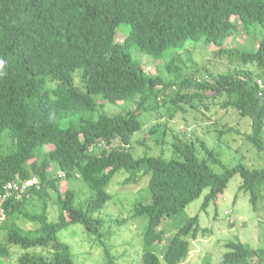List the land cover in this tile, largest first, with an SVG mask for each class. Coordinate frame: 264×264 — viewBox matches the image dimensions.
Segmentation results:
<instances>
[{
    "label": "trees",
    "instance_id": "16d2710c",
    "mask_svg": "<svg viewBox=\"0 0 264 264\" xmlns=\"http://www.w3.org/2000/svg\"><path fill=\"white\" fill-rule=\"evenodd\" d=\"M118 30L122 41H116ZM238 30L245 36L257 31L262 39L253 50L227 47ZM198 44L216 48L233 70L213 74L193 64L188 69L187 45ZM133 49L146 55L157 73L146 72L133 59ZM257 80L264 85V0H0V135L6 132L11 142L10 151L0 153V188L37 179L2 204L0 264H10L12 247L21 252L15 264H74L57 234L79 224L100 242L104 221L94 214L110 200L106 188L121 172L129 174L124 182L148 176L149 199L132 213L146 218L140 264H182L192 242L208 231L201 230L198 215L187 217L185 208L202 196L200 211L212 204L216 216L235 176L237 194H246L252 211H259L264 167L249 169L240 161L223 166L190 129L176 135L168 128L177 113L208 110L206 101L218 98L222 109L250 120L244 140L264 161V87ZM106 104L121 111L109 116L103 112ZM161 108L166 121L147 133L154 138L169 132L171 156L135 158L131 141L142 129L138 117ZM216 132L221 139L230 129ZM134 143L146 146L142 138ZM155 144L166 143L155 139ZM101 146L109 152H92ZM217 165L222 171H215ZM73 178L93 193L78 206L72 190H59L60 182ZM49 190L56 195L54 222L46 213ZM38 202L42 207L36 211L31 205ZM167 221L173 228H160ZM18 222L34 227L23 232ZM223 246L218 264H264V247L253 249L239 240ZM103 257L104 264H116L110 247H104ZM200 264L211 262L204 258Z\"/></svg>",
    "mask_w": 264,
    "mask_h": 264
},
{
    "label": "rangeland",
    "instance_id": "374dc122",
    "mask_svg": "<svg viewBox=\"0 0 264 264\" xmlns=\"http://www.w3.org/2000/svg\"><path fill=\"white\" fill-rule=\"evenodd\" d=\"M233 22L236 23L235 20ZM123 38V32L118 30L116 41H122ZM261 39L262 37L257 31H251L248 36H245L243 32L238 30L226 45L231 48L253 50ZM250 43H253L252 47ZM187 49L192 61V63H186L188 69L193 64V67L196 66L199 69L207 67L213 74H223L232 71L234 68V65H228L224 56L219 58L216 48L212 46L187 45ZM132 56L134 60H138L142 64L146 72L149 74L157 73V69L146 55L137 53L133 49ZM185 59L186 57H184ZM244 69L255 73V69L251 66ZM160 75L162 77L166 76L162 70ZM74 83L78 85L76 77ZM206 102L209 106L208 110L199 108L198 112L188 110L185 113H177L174 119L168 123V128L176 135L184 128L190 129L195 138L203 141L214 152L223 166L232 167L240 161L249 169L263 168V158L259 157L254 148L244 140L243 135L250 133V120L246 117L240 118L233 110L222 109L218 98L209 99ZM120 108L119 106L106 104L103 112L112 116L119 113ZM182 118L185 119V124H183ZM138 120L142 129L132 138V155L138 158L158 156L162 153L163 158L168 159L171 156L169 144L172 141L169 132L162 135L159 131L154 138L147 133L149 127L166 121L165 110L161 108L157 112L142 113ZM227 129H230V132L222 136L221 139L219 138V140L216 131ZM141 138L146 146L134 143V141H140ZM155 139L156 142L163 140L166 144L163 146L157 145ZM10 143L6 132L0 135V153H8ZM101 151L108 153L109 148L101 146L92 150L94 154H99ZM214 169L217 172L222 171L220 165L214 166ZM128 176L129 174L121 172L111 179L106 188L110 200L100 211L94 214V218L104 221L100 231V234H104V237L100 239V242L95 235L88 234L79 224L70 225L57 234L58 241L70 248L74 264H104V247H110V254L117 258L116 264H140L141 236L146 228V218L142 215L132 216V213L136 204L149 199V192L146 187L148 176L143 178L136 176L132 180L124 182ZM239 183L238 176L229 181L224 196L219 199L216 205V216L212 204L205 211H200L202 196L185 208V215L187 217L198 215L201 230L207 229L208 231H206V235L199 236L192 242L189 255L182 264H200L204 258L208 259L211 264H218L221 255L225 252L223 245L226 241L239 240L253 249L264 247V202L259 203V211L253 212L246 194H237ZM66 189L74 192L75 206L87 201L93 195L85 184L76 178L67 183L64 181L59 183L61 193ZM48 195L49 201L47 202L46 213L48 222H54L58 215L57 205L54 203L56 195L51 190L48 191ZM31 206L36 211H39L42 207L39 202L32 203ZM122 219H126L124 223L117 222V220ZM173 221L178 225L180 218ZM173 221L164 222L160 228L172 229ZM10 224L9 222L3 224V226L9 227ZM17 225L22 228L23 232L27 233L31 232L34 227L32 224L21 222H18ZM201 234L203 233L200 232L199 235ZM4 236L5 232L0 229V241H3ZM163 244L164 242L159 244L158 251H160ZM10 252H12L9 259L10 264H15V260L21 252L13 247Z\"/></svg>",
    "mask_w": 264,
    "mask_h": 264
},
{
    "label": "built area",
    "instance_id": "2783aa9c",
    "mask_svg": "<svg viewBox=\"0 0 264 264\" xmlns=\"http://www.w3.org/2000/svg\"><path fill=\"white\" fill-rule=\"evenodd\" d=\"M257 85L260 89L264 87V85L260 81H257ZM36 183V179L32 178L25 182L13 181L5 184L2 188H0V224L5 219L4 211L2 208V204L5 202V200L11 196L18 197V195L22 194L30 186L36 185Z\"/></svg>",
    "mask_w": 264,
    "mask_h": 264
},
{
    "label": "clouds",
    "instance_id": "9594fccd",
    "mask_svg": "<svg viewBox=\"0 0 264 264\" xmlns=\"http://www.w3.org/2000/svg\"><path fill=\"white\" fill-rule=\"evenodd\" d=\"M36 181H37V179H36ZM25 182V181H24Z\"/></svg>",
    "mask_w": 264,
    "mask_h": 264
}]
</instances>
